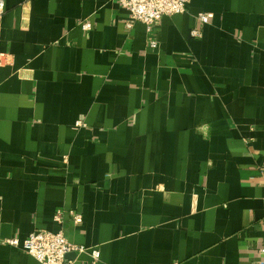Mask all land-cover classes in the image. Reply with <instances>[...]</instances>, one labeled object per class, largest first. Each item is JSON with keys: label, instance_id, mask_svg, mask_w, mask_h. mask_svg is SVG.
Masks as SVG:
<instances>
[{"label": "crops", "instance_id": "0c3cea01", "mask_svg": "<svg viewBox=\"0 0 264 264\" xmlns=\"http://www.w3.org/2000/svg\"><path fill=\"white\" fill-rule=\"evenodd\" d=\"M2 1L0 264H40L5 227L63 230L75 264H264V0L151 31L118 0Z\"/></svg>", "mask_w": 264, "mask_h": 264}, {"label": "built area", "instance_id": "2783aa9c", "mask_svg": "<svg viewBox=\"0 0 264 264\" xmlns=\"http://www.w3.org/2000/svg\"><path fill=\"white\" fill-rule=\"evenodd\" d=\"M123 8L129 13L130 21L127 27L131 28L134 23L141 22L145 24L149 31L152 27L165 16H175L187 12L188 4L191 0H118ZM4 12V2L0 1V14ZM214 15L212 13H199L197 20L201 24H209ZM85 32L93 29V23L90 21L81 22ZM191 35L195 38H201L202 32L199 29H193ZM156 46L155 42L151 43ZM79 121L77 126H83ZM65 212L58 210L55 216L56 222L64 224ZM69 215L76 224L83 222V215L70 211ZM6 243L14 248H18L34 257L40 264H75L78 257L86 253L89 249L85 246L71 243L63 230L58 232L35 231L26 239L20 240L13 237L6 240ZM264 253V250H262ZM93 264L100 259V251L92 250Z\"/></svg>", "mask_w": 264, "mask_h": 264}, {"label": "water", "instance_id": "95a60500", "mask_svg": "<svg viewBox=\"0 0 264 264\" xmlns=\"http://www.w3.org/2000/svg\"><path fill=\"white\" fill-rule=\"evenodd\" d=\"M5 233H4V236L5 238H11V232H10V228L9 227H5Z\"/></svg>", "mask_w": 264, "mask_h": 264}]
</instances>
